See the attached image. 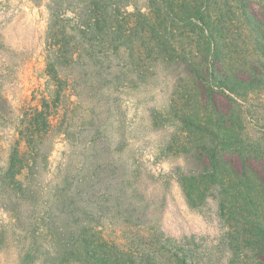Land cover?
<instances>
[{"label": "trees", "instance_id": "1", "mask_svg": "<svg viewBox=\"0 0 264 264\" xmlns=\"http://www.w3.org/2000/svg\"><path fill=\"white\" fill-rule=\"evenodd\" d=\"M33 1L47 8L52 97L61 98L65 82L69 88L64 72L73 66L91 82L83 93L91 86L98 96L137 91L162 76L171 88L170 116L186 136L180 141L175 133L164 149L177 145L176 155L186 160L173 177L190 208L213 200L222 218L230 213L264 219V0ZM42 103L44 110L36 109L30 121L31 151L52 128L49 100ZM92 105L96 113L100 104ZM67 145L48 188L22 174L21 147L10 169L9 185L19 200L49 191L39 219L40 237L50 241L44 264H196L157 230L138 250L119 237L123 225L101 223L108 215L100 210L107 206L114 218L149 227L134 204L123 212L124 195L107 175V145L93 142L79 155L74 142L67 139ZM101 155L105 164L98 171Z\"/></svg>", "mask_w": 264, "mask_h": 264}, {"label": "rangeland", "instance_id": "2", "mask_svg": "<svg viewBox=\"0 0 264 264\" xmlns=\"http://www.w3.org/2000/svg\"><path fill=\"white\" fill-rule=\"evenodd\" d=\"M48 27L45 4L0 0V264L47 261L50 241L40 237L39 219L49 191L40 192L37 199L19 200L15 187L9 185L10 169L21 147L22 174L34 175L48 188L67 157V139L74 142L77 155L84 147L92 149L93 142L107 145L106 173L114 190L124 195L123 212L128 214L134 204L149 227L136 228L121 215L114 218L107 206L100 211L108 217L99 220L123 225L119 237L127 238L138 250L144 248V237L157 230L196 264H264V219L230 213L222 218L213 200L194 210L173 177L175 168L185 166L186 160L176 155L177 145L171 152L164 148L175 133L180 141L186 136L178 120L170 116L171 88L165 87L162 76L137 91L98 96L91 86L83 93L85 82H91L82 69L73 66L64 72L70 89L65 82L63 95L56 99L51 95L55 83L47 77ZM45 98L50 103L47 113L52 128L46 138L31 144L36 145L31 151L30 121L36 109L44 110ZM95 102L100 104L96 113ZM245 124L250 130V124ZM40 149L44 151L39 154ZM100 158L98 171L105 164L104 156Z\"/></svg>", "mask_w": 264, "mask_h": 264}]
</instances>
